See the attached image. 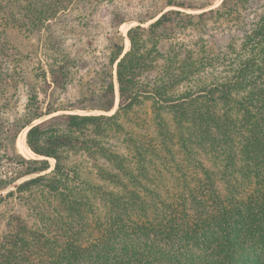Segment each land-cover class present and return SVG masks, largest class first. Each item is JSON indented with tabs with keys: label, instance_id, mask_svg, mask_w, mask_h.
Instances as JSON below:
<instances>
[{
	"label": "trees",
	"instance_id": "obj_1",
	"mask_svg": "<svg viewBox=\"0 0 264 264\" xmlns=\"http://www.w3.org/2000/svg\"><path fill=\"white\" fill-rule=\"evenodd\" d=\"M15 1L0 0L6 8ZM18 1L25 4L28 0ZM36 1L30 4L32 23L34 29L44 24L45 33L41 41V30H35L42 60L37 59L32 69L36 72L33 79L41 84L49 78L58 88H64L90 62L69 54L61 45L59 13L64 10L65 0ZM38 2L43 3L42 11ZM259 9L264 10V0H222L217 8L197 16L170 10L146 28H131L126 35V52L124 37L118 31L123 22L115 24V19L111 20L112 32L98 58L93 80L99 91L90 97L95 110L110 113L117 90L116 112L111 116H63V129L56 126L57 117L32 126L26 133L27 146L36 156L53 159V169L49 171L47 160L19 156L18 161L26 165L24 169L8 180H0L1 192L21 178L35 176L0 197V204L15 194L41 189L70 197V210L62 206L59 214L82 221L73 235L66 236L65 252H34L38 255L32 264H264V12L228 64L229 75L214 83L213 88L201 82L198 75L207 57L202 45L193 52L175 40L164 48L159 39L169 35L178 39L190 32L204 35L207 16L215 14L226 19L241 10ZM183 84L186 90L173 94ZM35 98L30 96L24 116L12 125L13 138L55 112L48 109L43 113L35 106ZM149 101L158 112L154 114L157 125L151 128L152 139L147 145L134 150L142 169L172 163L170 146L179 143L189 148L190 156L184 162L201 171L191 180L185 174L174 176L180 188L143 190L129 187L141 184L137 174L122 167L124 159L108 156L102 166L94 169L109 190L79 179L82 174L72 163L70 153L92 142L80 140L74 133L88 124L98 127L116 120L122 112ZM197 147L210 159L208 167L197 159ZM69 182L79 184L76 193L68 187ZM191 183L194 186L188 188ZM88 189L107 204L103 214L108 218H96L92 226L84 217L86 212L74 208L81 205L80 199L92 200ZM8 263L30 262L21 253Z\"/></svg>",
	"mask_w": 264,
	"mask_h": 264
},
{
	"label": "rangeland",
	"instance_id": "obj_2",
	"mask_svg": "<svg viewBox=\"0 0 264 264\" xmlns=\"http://www.w3.org/2000/svg\"><path fill=\"white\" fill-rule=\"evenodd\" d=\"M221 2L222 0H65L64 10L59 13L58 33L63 31L60 38L61 45L66 52L74 56L80 55L85 62H90V65L78 70L73 75L74 81L64 88H58L49 78L41 84L33 79L36 72L32 69L37 59L42 60L35 30H41V37H39L41 41L44 40L42 37L45 33L44 24L34 29L32 23L34 12L30 4L35 5L37 1L28 0L24 4L17 0L8 8L4 7L5 2H0V180L14 177L26 166L18 161L21 155L16 148V137L13 138L12 125L24 116L27 105L30 103V96H36L34 104L39 106L43 113L48 109L55 111L50 116H43L35 121L32 126L57 117L59 125L56 126L63 129L66 121L63 116H111L116 112L117 90H115L114 109L110 113L95 110V103L90 97L93 92L99 91V86L93 80H96L98 58L106 45V39L112 32V19H115V24L123 22L118 26V31L124 37L125 46V38L131 28L139 25L146 28L164 12L180 10L197 16L209 9L217 8ZM38 3L39 11H42L43 3ZM177 4H184L186 7L180 9L176 7ZM202 7L206 8L201 10ZM263 12V9L256 12L241 10L226 19L213 14L205 18L207 29L204 35L190 32L187 36H181L178 39L170 35L163 38L160 36V46L165 48L176 40L178 44H186L189 50L197 52L202 45L207 51V57L198 75L201 82L213 88L214 83L222 81L229 75L228 64L249 37ZM123 24H125V33L121 27ZM185 90L186 84H183L173 94L179 95ZM150 105L151 101L132 111L122 112L116 120L102 122L98 127H95V124H88L84 129L74 133L80 140L92 142L85 145V148H78L70 153L72 163L82 174L79 179L109 190L110 186L106 181L101 180L97 173L95 175L97 171L94 169L95 166H102L108 156L112 159L117 156L124 159L122 167L129 168L137 174L141 184H130L129 187H138L143 190L157 188L162 191L180 188L181 185L174 182V176L185 174L189 176L188 180H191L193 174L195 176L201 171V169L196 171L191 163L184 162L186 160L184 158L189 155V148L185 149L179 143L177 146H170L173 151H169L168 156L172 163L165 166L156 165L155 169L152 167L142 169L138 159L134 158V150L136 146L147 145V142L152 139L151 128L157 125L154 114L158 112H154ZM162 149L163 147H160V150ZM196 150L199 152L197 159L202 160L208 167L211 161H208L210 159L207 158L205 151L203 152L201 147H197ZM89 152L94 153L89 154ZM159 157L162 158V152L159 153ZM35 160H47L49 171L54 167L53 159L52 162L38 156ZM34 177L19 179L1 191L0 197L14 191L18 184ZM78 185V183L69 182L68 187H72L73 192L76 193ZM193 186L191 183L188 188ZM88 192L91 193L92 200L80 199L81 205L74 208L84 210L86 212L84 217L89 219L88 222H91L92 226L96 218L100 220L108 218L103 214L105 211L103 208L107 204L100 202L92 189H88ZM69 203L71 204L70 197L41 189L15 194L4 200L0 204V264H9L8 262L14 258L15 254L23 253L28 258L29 264H32L36 263L40 252H65L66 236L73 235L82 222L79 218L72 216H60L59 211L63 208L62 206L67 211L70 210ZM41 214L43 216H40ZM69 220L74 224L68 222Z\"/></svg>",
	"mask_w": 264,
	"mask_h": 264
},
{
	"label": "bare ground",
	"instance_id": "obj_3",
	"mask_svg": "<svg viewBox=\"0 0 264 264\" xmlns=\"http://www.w3.org/2000/svg\"><path fill=\"white\" fill-rule=\"evenodd\" d=\"M121 27L123 28V33H125L126 32V30H125V24H123ZM128 44H129L128 39L125 38V52L127 50ZM116 94H117V99H116V102H117V100H118V92H116ZM26 132H27V128L24 129V130H22L19 133V135H17L16 141H15L17 151L24 158H27V159H35V158H38V156H36L35 154H33L30 151V149L28 148V146H27V143H26ZM48 160H50V161L53 162L52 159H48Z\"/></svg>",
	"mask_w": 264,
	"mask_h": 264
},
{
	"label": "water",
	"instance_id": "obj_4",
	"mask_svg": "<svg viewBox=\"0 0 264 264\" xmlns=\"http://www.w3.org/2000/svg\"><path fill=\"white\" fill-rule=\"evenodd\" d=\"M31 127H32V125L28 127V130H29ZM28 130H27V131H28Z\"/></svg>",
	"mask_w": 264,
	"mask_h": 264
}]
</instances>
